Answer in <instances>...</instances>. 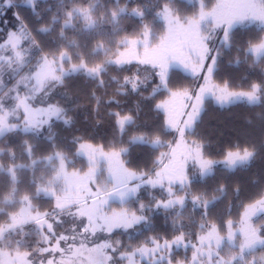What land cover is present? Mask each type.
<instances>
[{"label": "snow or ice", "instance_id": "obj_1", "mask_svg": "<svg viewBox=\"0 0 264 264\" xmlns=\"http://www.w3.org/2000/svg\"><path fill=\"white\" fill-rule=\"evenodd\" d=\"M21 7L37 26L13 11L17 23L0 40V161L9 162L0 163V264H264V194L242 205L239 228L225 218L234 203L217 213L229 194L239 199L232 177L264 157V139L216 159L202 132L211 107L264 108V0H218L211 10L205 0H0L5 16ZM245 65L237 86L233 72ZM180 71L203 83L184 86L173 79ZM81 77L97 124L101 109H118L107 112V150L76 129L89 112L70 84ZM163 93V121L138 123L141 103ZM134 97L125 110L122 99ZM137 147L169 151L141 168L127 159ZM85 157L83 172L75 165ZM110 201L121 210L104 211Z\"/></svg>", "mask_w": 264, "mask_h": 264}, {"label": "trees", "instance_id": "obj_2", "mask_svg": "<svg viewBox=\"0 0 264 264\" xmlns=\"http://www.w3.org/2000/svg\"><path fill=\"white\" fill-rule=\"evenodd\" d=\"M54 2L55 0H49V4ZM205 4L207 9H211L216 4V0H205ZM41 7L43 8L44 6L42 5ZM15 10L20 11L21 15L28 20L31 27L34 28L37 26L34 18L31 16L26 7H21ZM186 14L191 15V10H186ZM48 19L50 20V16H48ZM125 27L128 29L129 33H131L134 24L132 21H125ZM165 31L166 26L158 25L157 38L160 35H163ZM67 34L70 37L73 36L71 31ZM40 39H43L44 42L50 41L49 36L40 37ZM232 56H236L235 51H233ZM247 67L248 65H245L244 68H240L239 70L233 72L237 86L241 84V77L246 74L245 69ZM254 78L255 77H253V79ZM173 79L191 89L197 86L196 78L187 75L182 71L175 72L173 74ZM70 84L73 90L74 98L79 99L81 104L85 105L89 110L88 113L81 110L76 123V129H79V134L83 135L84 142L95 145H104L105 149H107L114 137V121L109 118L107 112L117 111L118 109H116L115 106L107 110L101 109L103 119L97 124V121L89 114L93 105L88 103L85 95L91 91L92 86L82 77L74 79L70 82ZM244 87H247V84H245ZM111 92L112 90L109 89L108 94L111 95ZM145 95H147V93ZM167 98L168 94L163 93L158 94L154 99H151L146 103H141L140 119L138 123L147 122L152 124L162 122L164 113L162 111L157 112L155 105ZM140 99V97L130 98L127 101L122 99V107H124L125 110L129 107H134L136 102ZM261 116H264V108L260 106L249 107L244 104H236L223 110L215 107L209 108L208 114L204 119V124L202 125V132L209 138L210 142L208 144V151L212 154L213 158L220 159V152L227 150L229 147H232L237 143L241 145L246 143H259L262 139H264V123H262L260 119ZM85 117H87V119H85ZM73 131L74 130L64 131L62 134L66 137H71ZM164 139L171 141L173 139V134L165 137ZM125 141H127V137H125ZM42 149L45 150V154H48L50 151L47 149V145L43 143ZM166 149L167 148H162L159 149V151L152 152L149 149L137 147L132 151L131 156L127 157V159H131L134 163L139 164L141 168H143L145 164L151 167L153 161L156 160L160 152H164ZM0 163L8 164L9 162L7 159H4L0 161ZM17 163H24V161L18 160ZM86 166V161L83 164L77 162L75 165L76 168L82 169H85ZM39 174L40 173L38 172L37 175ZM219 175L220 174L218 173V176ZM28 176H31V172L28 173ZM261 177H264V157H258L254 165L248 171L238 172L234 177H232V180L240 183L242 187L240 197L238 200H234L233 196L229 194L227 200H225L217 208V213H226L228 211V205L234 203L235 206L231 208V215L226 216L225 218H231L236 225L239 224L243 213L242 205H246L259 198L261 194H264V180H261ZM0 179H2V177H0ZM212 183V181H209L210 185ZM200 190H203V188L201 187ZM154 191L159 194V189H155ZM41 206L45 209L51 207V205L43 201H41ZM128 206L131 209L138 207L137 205ZM184 222L188 223L187 220ZM156 226L158 229L164 230L162 217L157 219ZM196 231H198V229H196ZM182 255L183 254L181 253V256ZM188 256H191V252L188 253Z\"/></svg>", "mask_w": 264, "mask_h": 264}, {"label": "rangeland", "instance_id": "obj_3", "mask_svg": "<svg viewBox=\"0 0 264 264\" xmlns=\"http://www.w3.org/2000/svg\"><path fill=\"white\" fill-rule=\"evenodd\" d=\"M217 2H218V0H216V3ZM206 10H211V9H207L206 8ZM13 11H16V10L15 9H9L7 11L6 16L2 12H0V40H3V38L5 37V31L4 30L5 29H12L13 26L16 25V23H17L15 17L13 16ZM3 21H7V23L4 24ZM52 38L53 37H50V40ZM157 42H158V38H157ZM45 44H48V42H45ZM139 51H140V54L142 55L143 54V50L140 49ZM195 55H196V53H195V51H193L191 53V57H192L193 60L195 59ZM194 78H196V80H197V85L200 84V83H203V81L200 80L199 76H195ZM5 79H7V77H5ZM192 89L193 90H196L197 89V86L195 88H192ZM168 99H169V97L167 99L163 100V101H166ZM163 101H161V102H163ZM174 135L175 134L173 133V137H174ZM93 145H95V144H93ZM167 151H169V150L166 149V151H164V152H167ZM85 161H86V157H85ZM165 162L167 163V161H165ZM100 163H101V165L103 167V170H104L105 175H107L108 162L106 160H103L102 159ZM187 167H188V169H191L192 168V161L191 160L188 161ZM76 169H82V168H76ZM82 170H83V172H86L87 171V166H86L85 169H82ZM157 170H159V168ZM69 171H72V169L70 168ZM127 207H129V206H127ZM109 209L114 210V211H119V210H121V205L119 204L118 201H116V202L110 201L109 204L103 206V210L104 211H108ZM236 227L239 228V224H237ZM123 239H125V241L127 242V237H123Z\"/></svg>", "mask_w": 264, "mask_h": 264}]
</instances>
